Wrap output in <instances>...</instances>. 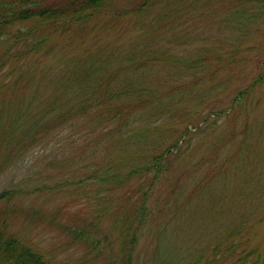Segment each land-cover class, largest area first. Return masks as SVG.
Masks as SVG:
<instances>
[{"label":"trees","instance_id":"obj_1","mask_svg":"<svg viewBox=\"0 0 264 264\" xmlns=\"http://www.w3.org/2000/svg\"><path fill=\"white\" fill-rule=\"evenodd\" d=\"M263 32L264 0H0V162L71 130L67 178L0 192V264H52L10 217L95 264L144 238L151 264H264Z\"/></svg>","mask_w":264,"mask_h":264},{"label":"rangeland","instance_id":"obj_2","mask_svg":"<svg viewBox=\"0 0 264 264\" xmlns=\"http://www.w3.org/2000/svg\"><path fill=\"white\" fill-rule=\"evenodd\" d=\"M258 40L264 42V32L258 36L256 41L258 42ZM262 57L264 58V55H262ZM257 73L258 70L254 69L253 73H249L243 82L247 84L250 83ZM244 83L236 86L231 96L236 90L244 86ZM259 96L261 102L257 108V113L259 116L263 117L264 85L259 88ZM70 133L71 130L67 129L59 136L55 137L50 143H47L46 150H51L49 152L44 150L43 147L38 146L14 161L11 159V162H9L8 158H3L2 162H0V166H3V171L0 173V192L4 189L19 185L22 182L28 183V185H38L40 183L44 185L46 183L54 184L58 180L67 178L68 176L63 177L56 174L58 172L59 163L51 165L50 162L56 159L60 160L63 154H68L67 149L63 147L65 144H61L60 147H58L56 141H62L64 136H68ZM53 147H55L54 150H52ZM61 170L64 171V169ZM66 173L70 175V171L67 170ZM68 203L69 200L62 196L55 198L50 194H41L39 192L35 195H31L28 199V203L22 202L20 205L28 206L33 204L36 207L40 206L47 208L49 214H53V212L67 206ZM2 209H5V205H0V225L3 223ZM79 210V207L72 209L76 214ZM7 220L9 225L8 232L26 239L35 250L38 252L42 251L47 259L51 260L52 264H95V260H93L94 257L87 256L86 249L82 245L71 244L66 235L51 232L48 227L46 228L47 231L45 227L40 224L39 219L22 222L10 217ZM71 223L72 221H69L70 225ZM151 243L152 239L144 238L140 244H138L135 257H139V261L135 262V264H151L149 258L152 255V248L154 247Z\"/></svg>","mask_w":264,"mask_h":264}]
</instances>
